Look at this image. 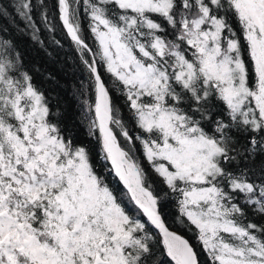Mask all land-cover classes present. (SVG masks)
I'll return each mask as SVG.
<instances>
[{"label": "snow or ice", "instance_id": "snow-or-ice-1", "mask_svg": "<svg viewBox=\"0 0 264 264\" xmlns=\"http://www.w3.org/2000/svg\"><path fill=\"white\" fill-rule=\"evenodd\" d=\"M0 264H264V0H0Z\"/></svg>", "mask_w": 264, "mask_h": 264}, {"label": "trees", "instance_id": "trees-1", "mask_svg": "<svg viewBox=\"0 0 264 264\" xmlns=\"http://www.w3.org/2000/svg\"><path fill=\"white\" fill-rule=\"evenodd\" d=\"M72 104H73V109H72V111H75V101H73Z\"/></svg>", "mask_w": 264, "mask_h": 264}]
</instances>
